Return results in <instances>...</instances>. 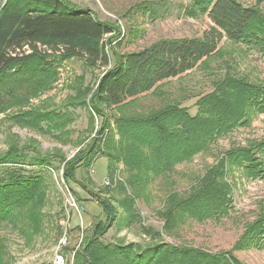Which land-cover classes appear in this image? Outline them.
Wrapping results in <instances>:
<instances>
[{
    "label": "rangeland",
    "instance_id": "374dc122",
    "mask_svg": "<svg viewBox=\"0 0 264 264\" xmlns=\"http://www.w3.org/2000/svg\"><path fill=\"white\" fill-rule=\"evenodd\" d=\"M67 1L91 12L113 30L105 38L112 62L108 68H90L80 59L62 60L50 55L40 62L33 57L0 81V177L5 168H12L2 163L21 156L27 162L22 168L24 174L43 178L40 204L44 203L15 209L11 218L0 225L1 264H55L58 258L64 264H83L80 254L88 237L97 235L99 222L103 226L109 224L100 236L106 244H139L143 249L160 244L227 260L231 255L240 264H264V249L254 247L260 237L247 235L252 226L264 219V173L251 175L245 165L235 163L239 152L264 140V113L248 117V124L228 133H210L205 151L159 177L152 175L144 185L148 186L145 198L136 200L133 216L121 207L126 196L118 189H110L122 182L126 194L132 196L124 166L115 165L117 159L111 158L116 169L115 182L105 185L109 159L104 157V142L108 130H114L115 120L123 114L108 110L107 123L91 108L104 73L115 65L116 57L159 41L199 38L211 26L210 20L202 15H186L191 0ZM236 1L247 7L257 6L256 0ZM4 2L0 0V4ZM261 9L264 11V5ZM259 47L250 41L225 40L216 56L197 69L164 82L156 93L140 97L123 113L133 116L162 110L178 116L182 110L194 118L201 113L200 103L207 102L227 76L264 86V51ZM25 56H31V52ZM84 157L87 161L83 163ZM37 158L50 165H38ZM91 160L92 167H84ZM70 165L77 170L73 181L65 177ZM214 169L224 204L202 203L200 210L211 205L220 208V218L200 222L190 213L182 217L183 208L187 209L183 207L168 232L165 212L172 209L171 205L188 202L200 192L198 184ZM97 197L114 208L111 221L102 213ZM197 205L196 202L187 210L192 212ZM244 241L253 242L254 246L248 247ZM192 259V264H199L196 257Z\"/></svg>",
    "mask_w": 264,
    "mask_h": 264
},
{
    "label": "trees",
    "instance_id": "16d2710c",
    "mask_svg": "<svg viewBox=\"0 0 264 264\" xmlns=\"http://www.w3.org/2000/svg\"><path fill=\"white\" fill-rule=\"evenodd\" d=\"M256 2L257 6L247 7L236 0H191L190 6L185 9L186 15L206 16L211 22L209 29L199 38L159 41L138 52L116 57L115 65L104 73L92 97L91 108L107 123L110 119L106 114L108 110L123 114L115 120L114 130H108L103 147L107 155L104 157L109 159L108 179L111 183L115 182L116 174L111 158L117 159L115 165L122 164L127 173L126 182L132 189L133 197L126 194L122 182H117L114 188L109 187L120 190L126 196L121 200L125 213L133 216L136 200L145 198L147 185H144L148 184L152 175L159 177L177 164L205 151L210 133H228L234 127L248 124V117L264 113V86L244 82L243 79L234 81L230 76L218 84L207 102L200 103L201 113L194 118L182 110L178 116L162 110L133 116L123 113L140 97L156 93L164 82L181 77L216 56L225 40L234 43L250 41L264 51V11L261 9L264 0ZM112 32L91 12L75 8L67 0H5L0 4V81L33 57L45 61L53 55L62 60H84L90 68H108L112 61L106 50L105 38ZM28 51L31 56H25ZM215 106H218L217 110H211ZM20 157L15 156L13 161L2 163L12 168H5L0 177V225L11 218L15 209L39 205L43 201L40 192L43 178L24 174L22 168L27 162ZM81 161L84 163L87 158ZM35 163L50 165L41 158L35 159ZM93 163L94 160H91L84 167L90 169ZM235 163L245 165L251 175H256L258 171L263 174L264 140L255 141L251 148L239 152ZM76 171L70 165L66 179L75 180ZM216 173L217 169L211 170L200 181V192L192 195L191 201L174 207L171 205L172 209L165 212L163 218L168 232L174 227L177 211L183 207L192 209L196 202L199 205L195 210L189 212L183 208L181 216L190 213L200 222L220 218V208L211 205L200 210L202 203L219 201V204H224V193L220 191ZM215 193L219 194V198ZM97 199L102 213L111 221L114 215L111 203L99 197ZM96 226L97 235L88 237L86 248L80 254L83 264H192V257H196L199 264H240L231 255L227 260L160 244L145 249L139 244H106L100 241V236L106 233L109 224L103 226L99 222ZM252 234L260 237L254 241L255 246L253 242L243 243L248 247L264 249V219L251 227L247 235Z\"/></svg>",
    "mask_w": 264,
    "mask_h": 264
},
{
    "label": "built area",
    "instance_id": "2783aa9c",
    "mask_svg": "<svg viewBox=\"0 0 264 264\" xmlns=\"http://www.w3.org/2000/svg\"><path fill=\"white\" fill-rule=\"evenodd\" d=\"M107 186H110L112 183L109 179H107V181L105 182ZM73 207H75L76 209H78L79 207L76 205V203L73 204ZM55 264H64V260L62 258H58Z\"/></svg>",
    "mask_w": 264,
    "mask_h": 264
}]
</instances>
